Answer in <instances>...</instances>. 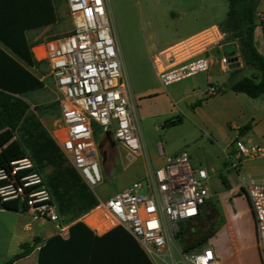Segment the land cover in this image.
Listing matches in <instances>:
<instances>
[{"label": "built area", "instance_id": "obj_1", "mask_svg": "<svg viewBox=\"0 0 264 264\" xmlns=\"http://www.w3.org/2000/svg\"><path fill=\"white\" fill-rule=\"evenodd\" d=\"M72 30L46 41L45 57L59 91L64 131L58 135L68 160L87 185L94 189L103 181L96 125L121 142L131 153H142V125L138 105L131 100V89L124 72L121 49L110 14V0H66ZM263 20L264 10L258 12ZM260 25V26H261ZM229 34L220 25H211L152 57L163 85L180 82L213 64L230 69L231 56L224 52ZM241 61L240 53L238 55ZM215 86L209 93H217ZM237 167L243 157L264 155V148L236 141ZM9 173L0 169L3 201L18 198L31 214L53 222L61 219L58 205L41 172L31 171L17 177L24 169L34 168L26 156L12 161ZM209 173L195 168L187 151L166 157L159 168H149L144 181H136L105 200L97 209L101 227H124L142 248L162 264H216L211 245L192 250L178 246L180 223L198 216L211 198L207 184ZM240 187L247 195L254 215L256 246L264 264V177H241ZM176 249L181 260L176 258Z\"/></svg>", "mask_w": 264, "mask_h": 264}, {"label": "crops", "instance_id": "obj_2", "mask_svg": "<svg viewBox=\"0 0 264 264\" xmlns=\"http://www.w3.org/2000/svg\"><path fill=\"white\" fill-rule=\"evenodd\" d=\"M56 1L59 14V1ZM224 25L225 23L222 26ZM52 28L53 26L41 27L31 30L27 34L29 41L32 42V50L38 60L47 61L44 54L46 51V41L51 38L49 32ZM134 38L136 43L128 42L126 50L122 47L120 49L124 72L130 84V97L138 105L142 125V153H131L121 142L114 140L105 133L112 143V153L110 155L115 157V151L113 152V150L116 143H119L124 147L127 155H129L130 166H133V169H135L133 171L135 175L138 176L140 173L145 178L149 168L163 166L167 156L181 151L189 153L190 163L195 168H204L201 166L202 161L207 160L211 162L210 165L214 170L215 161H218V164L224 166L231 181L222 177L225 190L220 192L209 186L211 198L201 207L198 216L180 223L182 228L177 241L180 242L178 246L182 248V244L191 243L185 242V239L199 225L204 227L215 223L216 226V224L222 221L223 223L217 229H215V226L210 229L215 230V233L207 241L208 245H211L214 249L216 264H262L256 246L254 215L249 199L240 187V180L242 176H252L256 179L264 177V155L243 157L237 167H234L233 164L237 160V140H241L247 145L256 144L264 148V95L254 98L246 93L235 92L231 89L220 91V87L226 88L230 84V80L224 83L215 81L219 73L218 68L215 67L219 64H213L207 72H201L180 82L171 84L174 85L172 87L171 85L165 87L150 65L148 52L145 50L143 42L141 43L140 33L137 28ZM255 43L261 52L259 46L264 44L262 25L258 26L255 30ZM232 44L236 46V55H238L240 50L236 40L229 39L228 43L224 46V50ZM240 62L241 65L236 67L239 69L233 71V74L230 72L234 80L240 78L238 74L243 63L242 59ZM47 64L49 66L48 61ZM25 66L45 81V75L41 73L40 67H31L26 64ZM220 68L223 70L222 67ZM233 69L235 68L228 70L232 71ZM48 74L52 77L59 90L57 82L51 73L50 66ZM46 86L45 82V88ZM211 86H215L219 92L209 93ZM36 91L27 93L25 99L30 103V112L32 111L37 114L34 107L35 102L32 101L30 96ZM199 100H202V103L192 108V104ZM175 117H181V120L175 124L166 125L167 120ZM38 118L60 146L58 135H62L64 131L62 118L60 117L59 120L53 123L49 122L48 124L39 116ZM246 124H251V128L242 132L241 128ZM176 128H181V144L172 146L169 134L172 129ZM202 144L205 145V154L200 157L197 149ZM136 181H140V179H135L129 185ZM238 196L244 197L240 207L237 206ZM99 200L105 199L99 198ZM229 202L235 210H231V207L228 208ZM96 207L84 214L80 220L97 236H102L115 230L117 227L106 230L101 227L103 220L100 211ZM70 226L71 224L64 223L62 219L59 222H53L45 218L36 217L29 211L10 210L0 206V264H4L5 260L19 253L22 250L23 243L30 242L33 244L36 238H38V241L31 253L16 260L13 264H38L41 246L45 244L48 238L54 235H61L64 239H67L70 236ZM223 229H226L236 245V253L226 258H221L222 249L219 246L212 245L215 239L217 241L218 234ZM117 234L124 235L122 232ZM120 241L119 239L117 243ZM238 241L241 243L240 246L238 245ZM150 258L154 264H157L151 256Z\"/></svg>", "mask_w": 264, "mask_h": 264}, {"label": "trees", "instance_id": "obj_3", "mask_svg": "<svg viewBox=\"0 0 264 264\" xmlns=\"http://www.w3.org/2000/svg\"><path fill=\"white\" fill-rule=\"evenodd\" d=\"M228 3L225 25L221 27L228 32V39L238 42L244 65L257 70L258 74L244 75L236 80L231 77L230 84L219 90L231 89L260 97L264 95V55L256 46L255 30L263 23L258 12L263 10L264 0H228ZM59 19L56 0H0V169L10 173L12 161L30 157L34 168L21 170L17 177L31 171L44 174L62 221L71 224L67 239L54 235L41 246L38 264H154L123 227L97 236L80 220L98 205L99 198L69 162L37 114L30 112L25 95L44 89L45 81L25 64L39 68L45 60L35 57L27 34L41 27L54 26ZM238 69H233L232 74ZM201 103L202 100L195 102L192 108ZM180 120L181 117L169 119L166 125ZM250 128L251 124H246L241 131ZM6 182L7 179L0 180V185ZM0 206L16 211L28 210L27 204L18 198L6 201L0 198ZM119 232L124 235L117 234ZM214 233L215 230H210L197 240L182 244V248L186 251L200 248ZM180 234L181 231L178 238ZM119 239L121 241L117 243ZM37 241L38 238L33 244L23 243L22 250L4 264H13L29 255Z\"/></svg>", "mask_w": 264, "mask_h": 264}, {"label": "rangeland", "instance_id": "obj_4", "mask_svg": "<svg viewBox=\"0 0 264 264\" xmlns=\"http://www.w3.org/2000/svg\"><path fill=\"white\" fill-rule=\"evenodd\" d=\"M58 1L60 19L50 30L49 34L51 37L66 34L73 27L66 0ZM228 8V0H110V14L120 47L126 50L128 42L136 43L134 33H136L137 28L140 33L141 43L143 42L145 50L148 52L150 65L155 72L156 69L152 61L153 56L159 54L162 49L174 42L186 38L208 26L213 24L222 26L226 21ZM259 47L261 53L264 55V44ZM224 52L234 56L237 53V48L232 44L227 46ZM216 66L215 68H218L219 73L215 81L224 83L233 77L230 73L231 71H223L220 65ZM40 71L45 75L44 79L47 86L43 90L33 92L30 96L32 101L35 102L34 107L37 115L48 124L49 122L53 123L59 120L61 117V107L59 105L60 92L52 77L48 74L49 66L46 60L40 66ZM239 72L238 75L240 77L258 74L257 70L250 66H245L244 63H242ZM164 86L167 87L168 85ZM181 135V128L170 131L169 140L172 146L181 144ZM96 136L99 140L103 181L93 191L99 198L107 199L113 196L135 179L145 180L143 174L139 173L138 176L135 175L133 172L135 169H133V166H130V157L119 143H116L113 150V152L115 151V157L110 155L112 153V143L106 137L107 135H105L103 129L98 125H96ZM197 150L200 157L203 156L205 154V145L202 144ZM217 162L215 161L214 170L210 165L211 162L207 160L202 161L201 166L209 172L207 184L212 189L220 192L225 190L222 177L229 180L230 177L224 166ZM243 200L244 197H237L238 207L242 205ZM229 205L228 208L231 207L230 202ZM231 210L235 209L231 207ZM222 223L220 221L216 226L215 223L204 227L199 225L198 228H195L194 232L188 234L185 242L197 240L201 235L214 228V226L217 229ZM235 226L237 229V224ZM237 237L239 238V236ZM177 243L178 245L180 244V242ZM204 245H208V243ZM212 245L219 246L222 249L221 258H226L236 253V245L226 229H223L218 234L217 241L215 239ZM238 245H241L240 241H238ZM176 258L181 260L177 249ZM157 264L162 263L158 261Z\"/></svg>", "mask_w": 264, "mask_h": 264}, {"label": "water", "instance_id": "obj_5", "mask_svg": "<svg viewBox=\"0 0 264 264\" xmlns=\"http://www.w3.org/2000/svg\"><path fill=\"white\" fill-rule=\"evenodd\" d=\"M231 64H230V68H236L239 67L241 65V62L239 60L238 56H233L231 57ZM110 137H112V134L110 132L107 133Z\"/></svg>", "mask_w": 264, "mask_h": 264}]
</instances>
